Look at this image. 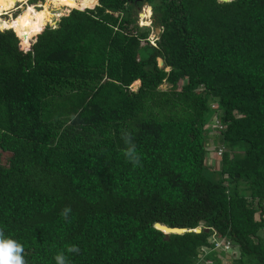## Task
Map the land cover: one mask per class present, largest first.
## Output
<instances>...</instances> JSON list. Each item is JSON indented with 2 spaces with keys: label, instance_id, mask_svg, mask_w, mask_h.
<instances>
[{
  "label": "trees",
  "instance_id": "trees-1",
  "mask_svg": "<svg viewBox=\"0 0 264 264\" xmlns=\"http://www.w3.org/2000/svg\"><path fill=\"white\" fill-rule=\"evenodd\" d=\"M75 2L0 19V232L25 264H216L213 235L264 264V0Z\"/></svg>",
  "mask_w": 264,
  "mask_h": 264
},
{
  "label": "rangeland",
  "instance_id": "rangeland-1",
  "mask_svg": "<svg viewBox=\"0 0 264 264\" xmlns=\"http://www.w3.org/2000/svg\"><path fill=\"white\" fill-rule=\"evenodd\" d=\"M45 3H46V0H37L34 3L29 2V0H24L23 2H19L18 4H15L16 6L14 5L13 7L8 8V9L2 7L1 5H3V3H0L1 4L0 5V19H3L4 22L7 23L8 20H10V19L13 20L20 13H22L23 10H24V8L29 9V11H28V17L33 16V14L37 10H40ZM72 7L71 8L61 7L59 9H55L52 5H50L48 7V9H49L50 13L52 14V17L50 18V20H48L46 22V24H49V25L54 26L56 24V22L58 21L59 17L61 15L67 14L68 11L70 9H72ZM3 10H5V11H3ZM141 13H144V15H145L144 18H141L140 17V14ZM151 15H152V12H151L149 6H147V5L146 6H143L138 11V15H137V17H138V21H137L138 25H140V26L147 25V27L150 26V28H151V33H150V36H149L150 39H152V37H154L155 35L158 34V31L155 30V29H159V27L151 25V23H152V16ZM146 20L148 21V23L146 22ZM43 27H42V29H43ZM4 29H10V28H4ZM11 29H13V28H11ZM138 86H139V81L134 82L131 85V88L133 90H135V89H137ZM161 87L162 88H165L166 86L163 84ZM210 107L212 108V106H210ZM207 125H211L212 126L213 125V120H210V122ZM211 126H208V127L210 128ZM209 142L211 143L212 141L209 139ZM209 153H210V155H209ZM216 156H217L216 155V150L213 151L211 149V146H210V150H209V152L207 154L206 161H207L208 164L211 165V168L212 167L213 168H216L217 167ZM236 255H237V249L236 248H233L231 251H228V252H225L223 250H220V251H218L216 253L210 254L208 257H210L211 260L214 263H216V264H231L230 259L236 257ZM200 262H201V264H211V262H209L206 259L204 260V258Z\"/></svg>",
  "mask_w": 264,
  "mask_h": 264
},
{
  "label": "clouds",
  "instance_id": "clouds-1",
  "mask_svg": "<svg viewBox=\"0 0 264 264\" xmlns=\"http://www.w3.org/2000/svg\"><path fill=\"white\" fill-rule=\"evenodd\" d=\"M125 155L133 163L139 162V157L134 154L132 149H129ZM67 211L68 209H65V214H67ZM67 251L78 252L79 248L72 245L68 247ZM23 252L24 248L22 244L12 238L4 236L3 232H0V264H25V259L22 255ZM54 260L56 264H67L66 257L63 253L55 255Z\"/></svg>",
  "mask_w": 264,
  "mask_h": 264
},
{
  "label": "built area",
  "instance_id": "built-area-1",
  "mask_svg": "<svg viewBox=\"0 0 264 264\" xmlns=\"http://www.w3.org/2000/svg\"><path fill=\"white\" fill-rule=\"evenodd\" d=\"M18 3H19V2H16L15 4H18ZM15 6H16V5H15ZM3 11H5V10H3ZM149 39H150V38H149ZM153 39H154V37H152V39H150V42H151L152 44H154ZM211 106H212V108L215 107L214 104H212ZM214 117H215V116H214ZM214 124L218 125V127L221 128V125L219 124L218 119H216V118L214 119ZM221 151H222L221 148L217 149V150H216V155H217V156L220 155ZM211 242H212V245H213L212 250H215V251H217V252L220 251V250H223V251H225V252H228V251H231L232 248H233L232 245H231V243H230V241H227V240H224V239H218V238H216L214 235H213V237H212ZM201 251H207V250H205V249H201Z\"/></svg>",
  "mask_w": 264,
  "mask_h": 264
},
{
  "label": "water",
  "instance_id": "water-1",
  "mask_svg": "<svg viewBox=\"0 0 264 264\" xmlns=\"http://www.w3.org/2000/svg\"><path fill=\"white\" fill-rule=\"evenodd\" d=\"M219 1H221V2H228L230 0H219ZM146 5L147 4H144L143 6H146ZM155 30H157L158 33H159V29H155ZM158 65L159 66L162 65V61L161 60L158 61ZM155 227L158 228V229H160L165 235H168L169 233H183V232H186V231H191V229H187V228H171V227H168L166 225H162V224H158V223L155 224ZM204 230L207 231V229H204ZM193 231L200 232L201 230H200V228H195Z\"/></svg>",
  "mask_w": 264,
  "mask_h": 264
},
{
  "label": "bare ground",
  "instance_id": "bare-ground-1",
  "mask_svg": "<svg viewBox=\"0 0 264 264\" xmlns=\"http://www.w3.org/2000/svg\"><path fill=\"white\" fill-rule=\"evenodd\" d=\"M74 1H75V0H74ZM75 4H76V2H74V4H73V5L75 6ZM73 5H72V6H73ZM72 6H71V7H72ZM74 6H73V7H74ZM73 7H72V8H73ZM140 17H141V18H144V17H145L144 13H141V14H140ZM146 22L148 23V21H147V20H146ZM16 35H17V34H16ZM163 229H164V228H163Z\"/></svg>",
  "mask_w": 264,
  "mask_h": 264
},
{
  "label": "crops",
  "instance_id": "crops-1",
  "mask_svg": "<svg viewBox=\"0 0 264 264\" xmlns=\"http://www.w3.org/2000/svg\"><path fill=\"white\" fill-rule=\"evenodd\" d=\"M209 262H211L210 260H208Z\"/></svg>",
  "mask_w": 264,
  "mask_h": 264
}]
</instances>
